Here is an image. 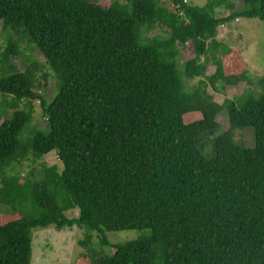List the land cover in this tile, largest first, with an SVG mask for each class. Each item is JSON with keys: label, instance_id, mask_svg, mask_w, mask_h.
<instances>
[{"label": "trees", "instance_id": "1", "mask_svg": "<svg viewBox=\"0 0 264 264\" xmlns=\"http://www.w3.org/2000/svg\"><path fill=\"white\" fill-rule=\"evenodd\" d=\"M171 1L175 9L160 0H0L8 34L0 264H32L34 229L51 224L89 230L76 264H264V76L222 103L207 88L227 95L228 86L253 83L241 49L217 35L238 16L264 19V0H242L238 11L228 2L224 16L216 14L223 0ZM156 27L161 33H146ZM25 38L57 78L49 101L41 89L49 73L41 81L36 64L12 60ZM188 42L195 55L184 58ZM185 76L199 79L187 86ZM225 110L229 128L217 134ZM245 127L252 146L234 137ZM52 150L62 167L20 171ZM124 229L150 233L115 243L105 235ZM92 231L99 247L89 245Z\"/></svg>", "mask_w": 264, "mask_h": 264}, {"label": "rangeland", "instance_id": "2", "mask_svg": "<svg viewBox=\"0 0 264 264\" xmlns=\"http://www.w3.org/2000/svg\"><path fill=\"white\" fill-rule=\"evenodd\" d=\"M112 0H103L104 3L108 4ZM127 1V0H122ZM192 4H204L207 0H185ZM223 4L216 9L218 16H224L231 12V7L228 6V2L232 3V10L238 11L242 8V0H223ZM160 2L171 9H175V4L171 0H160ZM2 22H0V51L7 44V32L2 30ZM10 31V30H9ZM146 33L149 35L161 33L159 27L147 30ZM217 38L226 42L230 46H235L241 49L242 57L246 60L252 84H247L246 81H241L238 85L228 86L227 95L220 92L213 91L209 85L207 88L213 93L214 99L222 103L225 96H233L235 94L243 92L248 87H257V80L259 77L264 76V19L259 16L245 17L238 16L229 22L223 23L219 26ZM20 51L23 53L20 55H12L13 62L23 67L25 63L33 66V63L37 65V76L42 81V72L46 71L49 73L47 84L41 89L45 93L46 99L49 101L56 93V81L57 78L53 71L45 61L44 56L34 46L33 43L29 42L26 38L19 42ZM183 54L186 57H192L195 55V49L192 42L187 43V47ZM182 63V61H181ZM181 71L184 70V66L178 64ZM215 64L211 63L208 66L207 73H213L215 71ZM185 83L187 86L195 84L199 76L187 77L185 76ZM4 98L0 92V107L1 103L4 102ZM7 100V99H6ZM24 103V102H23ZM34 105V116L36 122H44V114L42 112V106L39 100L32 101ZM9 111L14 110L13 107L8 108ZM3 119H0V123ZM217 119L221 121V125L218 128L217 134L229 128V119L227 111H221L218 114ZM223 123V124H222ZM234 137L237 141L244 142L247 146H252L255 143L254 131L251 127H245L243 129H235ZM209 144V141L206 142ZM42 162L47 164H58L62 167L63 164L58 157L55 150L50 151L47 155L37 158L35 160L25 159L22 165H18L21 172L27 171L32 165L38 167L41 166ZM71 216H77L79 214L78 207L71 208L66 211ZM89 230L83 226L74 225L72 227L58 228L54 224L37 227L34 229L32 238V264H76V259L84 251L86 246L83 241L86 240L87 233ZM148 229H124V230H106L105 235L111 242H119L127 239L137 238L141 235L149 234ZM93 243L89 245L100 246V233L98 231H92ZM102 236V235H101ZM106 251L112 253L113 247L105 245Z\"/></svg>", "mask_w": 264, "mask_h": 264}]
</instances>
